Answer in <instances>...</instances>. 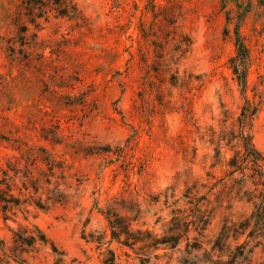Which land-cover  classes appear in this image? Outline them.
Segmentation results:
<instances>
[{"label": "rangeland", "instance_id": "rangeland-1", "mask_svg": "<svg viewBox=\"0 0 264 264\" xmlns=\"http://www.w3.org/2000/svg\"><path fill=\"white\" fill-rule=\"evenodd\" d=\"M38 1L0 0V197L13 201L3 213L0 200V264H102L108 248L117 264H180L226 227L229 245L264 264V231L232 239L264 205L261 171L229 167L243 151L236 31L264 156V0ZM198 210L201 236L141 261L107 243L99 212L160 236L172 212ZM35 227L56 252L15 244Z\"/></svg>", "mask_w": 264, "mask_h": 264}, {"label": "trees", "instance_id": "trees-1", "mask_svg": "<svg viewBox=\"0 0 264 264\" xmlns=\"http://www.w3.org/2000/svg\"><path fill=\"white\" fill-rule=\"evenodd\" d=\"M35 2V1H34ZM37 4H42L46 2L45 0L38 1ZM61 0H48V3L53 5H59ZM235 47H236V56L231 60V68L233 71V76L235 77V82L239 88V91L244 98L243 105L240 108V117L238 118V130H239V141L242 146V154L231 159L229 167L235 173L237 171H244L245 166H253L260 169V174L256 175V180L261 186L264 194V156L259 152L253 145L250 135V128L252 125L253 119L256 118L258 113V108L252 100L247 98V63H249L247 50L244 43L242 42L239 32H235ZM238 161L240 165H237ZM12 198V196L10 195ZM2 197L3 213H6L13 203ZM13 199V198H12ZM39 206V205H37ZM39 209H42L39 206ZM106 219L108 223L109 230V240L107 243H116L120 249H127L133 252L139 260L140 257L146 253L149 257L159 249L167 248L170 251L176 250L179 246L182 238L185 237L186 241L189 242L188 236L190 233H196L198 236L202 235V232L208 226V218L200 212L196 211L197 215L189 216L190 220L187 217H180L178 211L172 212V218L163 230L160 236L154 235L149 232V230L141 229H131V226L134 222H137V219H129L125 217H120L117 215H110L108 212L99 211ZM228 228L221 229L219 236L215 239L210 247L208 252H204L199 244L197 246L189 249L188 252L184 251V255L180 261V264H249V252H245V245H238L232 247L229 245L227 236L229 233ZM255 230L264 231V205L261 203L255 206V210L252 211L251 216L244 223H240L235 228V233L232 235V239L237 241L240 236H243L247 233H250L249 236H252V232ZM15 235V244L19 247L25 249L24 252H27L26 249H32L35 244L48 245L51 247L53 252H56L55 246L50 242V240L40 231L38 228H34L32 233L23 235L19 232L14 233ZM194 240V239H192ZM90 242L96 243L97 245H102L103 242L91 238ZM201 252V255H200ZM195 253V254H194ZM197 253V254H196ZM129 256L127 253L125 254ZM157 258V256H154ZM118 257L112 249L108 248L105 251L103 256L102 264H117ZM141 264H146L141 262Z\"/></svg>", "mask_w": 264, "mask_h": 264}]
</instances>
